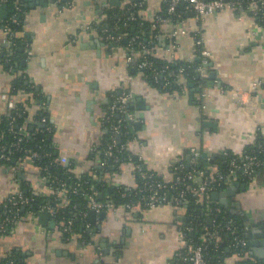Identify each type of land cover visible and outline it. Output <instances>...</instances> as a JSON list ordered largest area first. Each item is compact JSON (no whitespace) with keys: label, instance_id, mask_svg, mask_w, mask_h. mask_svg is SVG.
<instances>
[{"label":"crops","instance_id":"1","mask_svg":"<svg viewBox=\"0 0 264 264\" xmlns=\"http://www.w3.org/2000/svg\"><path fill=\"white\" fill-rule=\"evenodd\" d=\"M22 1L24 57L15 73L0 63V114L25 99V89L15 98L10 94L14 76H22L44 100L41 107L47 111L51 128L48 140L58 161L65 165L73 162L76 174L87 171L98 178L93 168L99 170L102 165L89 156L105 132L107 109L121 91L132 92L134 98L140 96L144 106L140 109V129L131 134V125L126 123L130 137L124 143L142 158L146 170L165 180L173 179L176 164L185 157L189 161L192 151L198 156L206 153L205 160L226 150L239 154L255 138L257 129L264 128V23L250 12L226 8L199 21L190 16L153 26L165 1L139 0V17L151 21L152 30H157L147 38L152 55L170 61L196 59V27L210 52L211 69L216 74L212 84L203 87L192 83L191 87L190 83L169 90L153 85L141 70L129 65L127 47L106 42L96 28L105 8L123 7L127 0L118 4L112 0ZM174 29L186 33L173 36ZM257 80H262V85L249 93ZM197 87L203 88L199 91ZM224 89L243 91L242 100ZM39 106L37 101L30 106L28 136L44 128L34 117ZM130 120L135 121L132 116ZM32 161L20 160L9 167L0 164V203L22 188L47 193L49 189ZM99 179L106 181L107 188L110 181L135 186L133 163L125 161L114 171H101ZM239 183L245 188L238 187L232 201L244 211L243 235L248 241L247 218L254 219L256 234L264 229V168L255 183ZM101 200L111 199L103 194ZM116 206L100 213L93 210V215L86 212L83 228L91 230L92 245L67 239L54 218L50 217L53 223L43 224L38 214L27 211L11 233L0 237V261L11 255L16 264H174L175 252L181 247L184 205ZM254 240L259 239L255 236ZM255 253L246 247L245 256L263 260ZM240 258L239 254H228L224 261L242 264Z\"/></svg>","mask_w":264,"mask_h":264},{"label":"trees","instance_id":"2","mask_svg":"<svg viewBox=\"0 0 264 264\" xmlns=\"http://www.w3.org/2000/svg\"><path fill=\"white\" fill-rule=\"evenodd\" d=\"M11 2L12 0H8V6L11 5ZM138 7L139 6L133 7L127 2L123 7L111 6L109 8H105V17L101 18L97 22V30H99L100 32L102 27H106L110 30L114 23H120V33H122L123 37L117 44L127 47V53L134 59H138V61L146 60L153 63V69H138L137 67L133 66L135 69L141 70L144 76L153 85L162 87L163 82L165 81V79H167L168 81H171L172 84L162 88H166L169 90H178L182 88L181 86H187L190 83H194L195 85L201 84L203 86V79L199 77V72L197 71V67L199 65L198 60L193 58L190 61H180L177 59L174 61H170L168 59L156 57L151 54V52L149 51V47L151 46V44L147 41V38H149V36L155 33L157 30H152L151 21H144L139 17ZM165 10L166 3L163 7V15H166ZM130 12H133L135 14L136 19L126 21V17ZM190 16H194V13L186 9L182 4L177 8L174 14H172L173 20L175 22L181 21L182 19L188 18ZM21 20L22 16L20 15V21ZM258 20L259 22L264 23V19ZM124 21L128 23L126 27L122 26V23ZM5 24H7L6 17L0 21V26H4ZM8 25L14 30H21L22 26L21 23L18 26L16 24ZM133 36L138 37L135 39L132 45H129L130 38ZM15 41L17 43L15 46L7 48L6 45H4L2 46V51L0 52V63L6 69H10L14 73L17 72V70L20 68L19 63L24 57L23 38L17 37L15 38ZM143 48L146 51L142 54L140 52ZM165 67L166 69L163 72L165 78L159 75L156 77L154 76L155 71H160ZM179 67L183 68V72L181 75L178 72ZM206 69L209 71L211 70V67L207 65ZM179 75L182 81L181 86L177 83H173V80H175V78ZM25 81L26 80L22 76H14L10 94L15 98V95L20 89H25L26 97L23 100H17L13 108H10L7 112L0 114V137H2V141L6 142V144L15 140L13 131L18 130V127L27 130L30 106L32 105V103H35L36 101L40 103L39 109L34 114V117L36 119H39L42 116H46V118L49 119L47 111L41 107V103L44 102L43 98L40 95H37V93L34 91V88L26 84ZM12 118H14L13 123L11 122ZM104 118H109L112 122V120L116 119V115L114 114L112 116H108L107 114ZM109 124L110 122H106V119L103 121L105 132L102 135V139L99 142L98 148L96 150H93L89 156L90 159L98 160L100 164L102 163V161H105V164H102L100 168L102 173L104 174L116 170L122 162L129 161L133 164H136L138 162V155L133 154L129 150L119 151L118 149H113L111 151V155L108 157H105L102 154V152L107 148L108 144L112 141L111 132L109 130H106L105 128L106 126H109ZM15 125H17L18 127L16 128ZM121 131L122 136L121 141L118 142L119 145L123 144L125 140L130 137L128 134L126 122H124L123 126L121 127ZM48 135L49 133H41L40 130L32 131V133L29 135L30 137L26 134L22 136V141L20 142L21 146L23 149L27 148L39 153V158L33 159L32 163L37 167L40 176L50 174L51 177H54L57 180L65 183V185H67L68 187H72L76 183H80L81 188L79 189L78 193L68 194L69 196L67 198H63L55 194L54 190H48L47 193H34L30 190L25 191V189L22 188L21 190L23 194L31 198V201L29 205L26 206L24 211L20 209L18 216H22L27 211L39 214V207L45 203H49L56 209L55 220L57 221V223L65 221L67 219H72L73 228L77 232H79L81 237H83L84 239H89L90 236L88 232L83 228L84 217L82 216V213L88 211L85 207L87 200L85 198V195L83 194L84 192L92 193L94 196H96V198L98 197V193L101 192L105 195L106 198H110L115 203V205H120L129 201H135L137 203L138 201H140L139 198L145 195L146 192H139L140 188L144 186V182L146 181L141 177V174L139 172H134L136 179L135 186H125L119 184V186H114L113 191L109 193L106 192V181L103 179H99L101 175L100 169L96 170L93 168V170H95V173H97L98 178L95 176L93 177L92 173L87 171H84L81 174H76L74 172L75 164H73V162L70 165H65L58 161V156L55 150L51 147V141L47 138ZM260 141L264 142V137H261L260 132L257 131L255 138H253L251 143L247 145L245 151L251 150L253 148V145ZM223 152L215 156L212 162H210L209 160H205L202 156H198L196 158L197 168L204 170L206 175H210L215 167H217L220 172L225 173L227 171L231 156H234L235 154L229 150H226V152H228V154L226 155H224ZM25 156L26 153H24L23 150L21 152H18V154L16 155V157H20L19 160H23ZM182 162L184 163V167L176 171L179 172V174H185L188 171L185 166V163L187 162L186 157ZM3 163V161H0V164ZM153 173L157 178L162 179L154 171ZM240 182L246 183L247 180L242 179ZM54 187H57V185H53V188ZM187 197L189 201L184 205L185 216L180 224V231L185 235L184 237L186 240V244L182 245L175 252L173 259L174 264L186 263L185 261H183L182 257L185 255V252L187 251L189 246L195 247L196 245L202 246L205 259L209 264H225L224 260L228 254H237L238 252L237 249L230 246L233 241V235L229 234L225 226H219L217 227L215 237L210 240H205L204 235L207 231L212 230L213 227L208 225V222L206 221L207 217L203 212V201L191 195H188ZM216 202L217 201L212 199L213 205H217ZM220 207L221 211L219 213H211V217L212 219H214L215 223H221V225H225L226 221L231 220L234 224L236 235L238 237L244 238V211L241 208H234L231 210L230 208H225L221 205ZM206 228L208 230H206ZM177 252H179L180 254H177ZM239 257H241L240 263L254 262L257 264H264V260L253 259L249 256H245V254L239 255ZM8 259H12L13 264H16L14 256L11 255L2 259L0 261V264H9Z\"/></svg>","mask_w":264,"mask_h":264},{"label":"built area","instance_id":"3","mask_svg":"<svg viewBox=\"0 0 264 264\" xmlns=\"http://www.w3.org/2000/svg\"><path fill=\"white\" fill-rule=\"evenodd\" d=\"M129 4L133 7L140 6L139 0H127ZM166 3V15L157 14L154 17L152 22L153 26H157L162 22H172L173 17L172 14L177 10V8L182 4L186 9L192 11L194 13L195 20L199 21L204 17L215 13L217 11L224 10L226 8H231L234 10H246L251 13L252 16L257 19H264V0H164ZM57 3H60L61 0H56ZM6 3L8 6V0H0V4ZM23 14V1L22 0H12L11 5L8 6L7 10V24L4 26H0V52L2 51V46L6 45L7 48L15 46L17 43L15 38H22L21 30L13 29L8 24H16L20 25V15ZM105 17V14H102V18ZM135 14L130 12L126 17L127 20H135ZM2 19H0L1 21ZM124 21L122 23L123 27H126L128 23ZM121 24L114 23V25L109 30L106 27H102L100 32L102 38L108 43H118L123 37L122 33H120ZM179 33H186L185 31L179 32L177 29L172 31L173 36H177ZM138 36H133L130 38L129 45H132L135 39ZM194 44H195V57L198 58L199 65L197 67V71L199 72V77L202 79H206L208 76V70L206 66L208 65L210 52L204 45V38L201 34V30L199 27H196L193 31ZM145 49H141L143 54ZM175 60V59H174ZM171 60V61H174ZM192 60V59H191ZM197 60V59H196ZM127 61L129 65L135 66L138 69H153V63L143 60L138 61V59H134L132 56L127 57ZM165 68H162L160 71H155L154 76H162ZM154 71V70H153ZM178 72L181 75L183 72V68L179 67ZM180 75L173 80V83H177L181 86ZM171 81L165 79L162 84V87H166L171 85ZM262 85V80H257L252 83L251 88L249 89V93L256 91ZM183 87V86H181ZM230 91L234 97L239 100H242L243 91L232 90V89H224V92ZM133 94L130 91H121L116 96L112 103L108 107V116L116 115V119L110 121L109 118L106 119V122H110L109 126H106V130L111 132L112 141L108 144L107 148L102 152L105 157L111 155V151L113 149L128 150L126 143L118 144L117 137L122 136L121 127L124 122H126L127 114L129 109L127 104L129 101L133 100ZM106 114V115H107ZM40 123H43V127L40 132L41 133H50V125L48 123V119L46 116H42L38 119ZM11 122H14V118L11 119ZM16 128L18 127L15 125ZM260 132V136L264 137V128L259 127L257 129ZM15 140L6 144V142L2 141V137H0V161H3V166L9 167L12 163V160L15 159V163H19L20 157H16L18 152L23 150L26 153L24 159H37L39 158V153L37 151H33L30 149H23L21 146L22 136L25 135V129L18 127V130L13 131ZM257 133V132H256ZM256 135V134H255ZM256 144V145H255ZM253 145V148L249 151H243L242 153L235 154L231 156V159L228 163V168L225 173L220 172V170L215 167L213 172L210 175H206L204 170L198 169L196 166V158L198 157V153L196 151H192V155L190 156L189 161L186 163L188 165V171L185 174H179L176 172L184 167V163L179 161L175 166V175L171 180L159 179L153 173V171L145 170L142 164V158L138 155V162L133 164V171L139 172L141 177L145 179L144 186L140 188L139 192H146L144 196L140 197V201L137 203L135 201H129L121 204L122 207L130 209L136 205L143 206L147 208H152L153 206L167 202L173 204L175 206H182L187 204L188 195L196 197L203 201L204 208L203 212L206 215L207 219H211V223L208 224L213 227L212 230H209L204 235L205 240H210L215 237L217 232V227L225 226L226 230L229 234L233 235V241L230 244L233 248L237 249V254L242 255L246 253L247 240L242 237H238L236 235V230L234 224L231 220L226 221L225 225H221V223H215L214 219L211 217V213H219L221 211V207L219 202L216 204H212L211 193L213 191H217L219 189L226 188L233 183L240 182L242 179H246L247 182H256L260 173V170L264 167V142H258ZM119 145V147H118ZM99 146V143H96L93 150H96ZM224 155L228 154V152L224 151ZM136 155V154H135ZM131 157V156H129ZM21 160V161H23ZM9 162V163H7ZM13 164V163H12ZM105 164V161H102L101 165ZM14 165V164H13ZM16 165V164H15ZM186 166V165H185ZM208 166V165H207ZM14 168V167H13ZM14 170V169H13ZM40 176V175H39ZM42 179L41 182L48 188L49 190H54L55 194L60 197L67 198L71 193H78L81 188L80 183H76L72 187H68L65 183L57 180L54 177H51L50 174L40 176ZM199 179V182L196 180ZM111 186H119V183H115L110 181ZM53 185H57V187L53 188ZM86 198V208L87 210H94L97 213L103 212L108 209H116V205L112 200H101L98 197L94 196L92 193L84 192L83 193ZM66 200V199H65ZM31 198L25 196L20 189L15 194L9 195L3 202L0 203V237L7 235L13 231L15 224L18 222L20 216L18 213L20 209L24 206L29 205ZM39 213H47L50 217L55 219L56 209L50 205L49 203H45L41 205L38 209ZM86 212L82 213V216L85 217ZM84 219V218H83ZM61 226L62 232L65 234L67 239L69 240H78L82 245H92L90 238L84 239L80 236L79 232H77L73 228V220L67 219L65 221L59 222ZM206 230H208L206 228ZM87 231L90 234V229L87 228ZM185 235L180 231L181 238V246L186 244ZM177 254H180L177 252ZM183 261L187 264H209L204 256L203 248L201 245L189 246L185 255L182 257ZM9 264H13L12 259H8ZM183 263V264H186ZM242 264H257L254 262H243Z\"/></svg>","mask_w":264,"mask_h":264},{"label":"water","instance_id":"4","mask_svg":"<svg viewBox=\"0 0 264 264\" xmlns=\"http://www.w3.org/2000/svg\"><path fill=\"white\" fill-rule=\"evenodd\" d=\"M115 1L113 4H118L119 0H112ZM7 7L6 4H0V18H5L7 15V12L5 10V8ZM198 60V58H196ZM208 65L211 67L212 66V62H209ZM216 74L215 71H213V69L209 70L208 72V76L206 79H203V87L208 86L209 84H212V81L215 79ZM190 86L192 87L193 85L190 84ZM203 87H197V90H201ZM38 89V88H37ZM194 89H192L193 91ZM142 98L140 96H136L133 100L129 101L127 104L128 109L130 110L127 114V119H126V123H128L130 126L129 132L131 134H134L136 130L140 129V122L139 120L143 117V114L140 112V109H142L144 106L142 103ZM131 110H134L131 111ZM131 116L135 119V121H131L130 118ZM208 125H211L210 122H206ZM39 126H43V123H39ZM33 126L29 127V130H32ZM30 137V136H29ZM48 139L51 138V135L47 136ZM121 141V137H117V142ZM206 153L202 154V157H205ZM188 161V160H187ZM210 162L213 161V158L209 160ZM15 162V159L12 160V163ZM67 162V160H66ZM186 169H188V165L186 166ZM197 182H199V179L196 180ZM240 187L241 189L245 188L244 184H240L238 182L231 184L230 186L224 188L223 190L221 189V191H213L211 193V198L215 201H218L219 204L225 208H239V203L236 201H232V197H234L237 194V188ZM113 187L110 186L107 188V192H111L113 191ZM98 198L102 199L103 198V194L100 192L98 193ZM26 207H22L21 210L24 211ZM89 214L93 215L94 211L90 210ZM104 215L103 213L101 214V216ZM39 217V221H41L43 224L45 223H53V220H50V216L47 213H39L38 214ZM208 224L211 223V219L208 218L207 219ZM254 222L253 218H247L246 222H245V229L248 232V236L250 237V239L247 241V245L254 251L256 252L255 254L258 256L259 259H263L264 260V229L262 231H260L259 234H256V232H258L257 228L252 227V223ZM259 227H262V224ZM257 237L259 240H254V237ZM262 246H261V245ZM259 247V248H257ZM173 264V263H171Z\"/></svg>","mask_w":264,"mask_h":264}]
</instances>
